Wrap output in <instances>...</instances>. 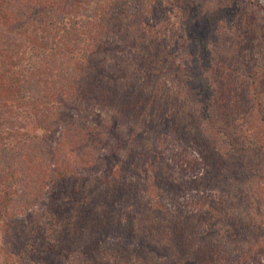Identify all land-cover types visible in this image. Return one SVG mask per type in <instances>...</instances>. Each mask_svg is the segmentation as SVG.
<instances>
[{"label":"trees","instance_id":"obj_1","mask_svg":"<svg viewBox=\"0 0 264 264\" xmlns=\"http://www.w3.org/2000/svg\"><path fill=\"white\" fill-rule=\"evenodd\" d=\"M204 3L0 0V264H264L250 241L264 193L242 183L264 146L237 160L229 132L210 131L208 109L195 127L169 85L187 35L244 40L264 6ZM230 55L245 71L256 57ZM243 101L262 115L256 93Z\"/></svg>","mask_w":264,"mask_h":264},{"label":"rangeland","instance_id":"obj_2","mask_svg":"<svg viewBox=\"0 0 264 264\" xmlns=\"http://www.w3.org/2000/svg\"><path fill=\"white\" fill-rule=\"evenodd\" d=\"M208 1L205 0L202 8L207 6ZM257 1L264 6V0ZM256 19L257 23L262 25V29L260 27L259 33L255 32L253 36L247 37L244 40L240 36L235 35V31H231L229 28L226 29L224 37L218 33V42H216L217 40H213L210 44L204 42V35H201L197 39H194V34L187 35V39L189 40L188 55H185L182 60L178 61L175 68L177 72L169 77L170 89L176 92L172 98L184 102L182 112L185 118H192L194 126L200 127L203 123L200 121L201 114H204V109H208L209 112L207 113L212 115L211 123L213 124V129L210 128V131H215L216 127L221 130H227L232 139H234V143L237 144L235 146L237 151L233 154L235 158L240 161H248L249 156L250 163L254 160L251 157V150L249 148L254 146L252 141L254 139L259 140L260 144L264 146V121L261 119L262 115L264 116V64L262 68L260 66L264 62V14L262 16L258 15ZM152 20L154 19L152 18ZM182 25L186 26V23H182ZM183 30V33H185V29ZM220 38H225L224 41L222 40L223 46H221L222 41H220ZM242 43H244L243 46L251 49L254 57L256 56L246 71L243 65L238 62L239 59L232 60V56L230 55L231 53L232 55H237L238 49L243 47ZM206 48H209V51L212 52L211 57L216 55V62L213 63L214 66L212 67L208 66L205 62L207 55L205 53ZM240 51L242 55L246 54L245 51ZM209 84L210 88L208 87ZM254 88L257 89L258 93ZM254 93L261 100L262 115L259 114L256 108L249 110L248 115L243 112L245 111L244 105L246 103L243 100L246 98L251 100L254 97ZM209 98L210 101L206 103V99ZM177 150L178 148L173 146V151L178 152ZM245 150L246 153L244 154ZM263 152L264 148L261 151L262 155ZM260 162H262L261 167L258 169L251 168L253 172H250L248 178L244 177L242 183H246L247 187L252 189V191H258L263 194L264 162L258 157V162L255 163L258 165ZM240 177L242 178V175ZM233 183L235 184L236 180ZM144 194L153 196L151 190H144ZM235 203L238 204L237 202ZM235 203L230 204L229 207H234ZM220 208L224 210V207L221 205ZM227 209L229 210L228 207L226 211ZM233 211H235L234 208L229 211L230 217L228 219L230 220H227L230 223L233 219H237L235 217L237 213H233ZM240 212L242 213L241 209ZM243 213L246 215L243 216ZM243 213L242 219H240L241 222L248 221L251 217H258L260 219V214H254L253 212ZM243 226L245 227V225ZM243 226L240 228H243ZM205 227L206 229L211 228L210 224ZM263 236L258 233V236L253 238V242L252 238H249L254 248V256H256V259H260L261 262H264ZM117 252L120 251L114 252L113 249L109 248V245L105 246L106 258L118 255Z\"/></svg>","mask_w":264,"mask_h":264}]
</instances>
